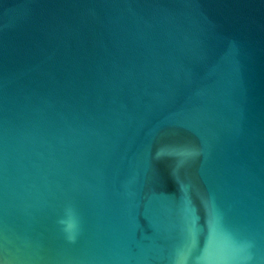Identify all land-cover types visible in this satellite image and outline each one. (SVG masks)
I'll list each match as a JSON object with an SVG mask.
<instances>
[{
  "label": "water",
  "instance_id": "water-1",
  "mask_svg": "<svg viewBox=\"0 0 264 264\" xmlns=\"http://www.w3.org/2000/svg\"><path fill=\"white\" fill-rule=\"evenodd\" d=\"M0 264H264V0H0Z\"/></svg>",
  "mask_w": 264,
  "mask_h": 264
}]
</instances>
